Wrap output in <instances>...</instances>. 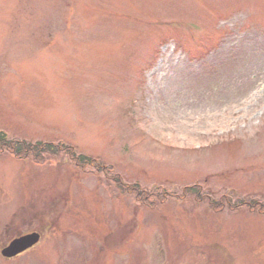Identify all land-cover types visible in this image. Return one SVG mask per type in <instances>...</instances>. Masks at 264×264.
Masks as SVG:
<instances>
[{
  "label": "rangeland",
  "instance_id": "374dc122",
  "mask_svg": "<svg viewBox=\"0 0 264 264\" xmlns=\"http://www.w3.org/2000/svg\"><path fill=\"white\" fill-rule=\"evenodd\" d=\"M2 132L181 196L4 148L0 264H264V213L182 193L264 201V0H0Z\"/></svg>",
  "mask_w": 264,
  "mask_h": 264
},
{
  "label": "trees",
  "instance_id": "16d2710c",
  "mask_svg": "<svg viewBox=\"0 0 264 264\" xmlns=\"http://www.w3.org/2000/svg\"><path fill=\"white\" fill-rule=\"evenodd\" d=\"M4 148L13 154L16 159H31L35 163H45L50 158L57 159L62 154H65L71 161L80 166L83 171H86V167L91 165L96 168L98 173L105 172L107 174V178L112 179L117 187H119L121 190H124L126 193H134L137 197V200H141V204H144L150 208H154L155 205L157 206L159 203H164L167 196H175L178 198L181 196L179 193L168 191L166 188L160 187L156 191H149L137 184H129L123 180L119 173L118 175L109 174L112 172L113 166H109L106 163L101 162L89 155L78 153L76 148L69 144L54 142L32 143L24 140H12L8 139L7 135L2 132L0 133V150L3 151ZM189 190L194 192L195 200L197 202L207 201L209 206L214 208L224 209L227 207L230 210H235L241 208V206H246L253 212L264 213V201H246L244 199L236 202L228 195H223L218 199H213L210 194H207V196L202 193V186L200 187L196 185L185 186L182 192L183 196H185L184 194L188 193ZM153 195L156 196V200L152 201L151 196Z\"/></svg>",
  "mask_w": 264,
  "mask_h": 264
},
{
  "label": "water",
  "instance_id": "95a60500",
  "mask_svg": "<svg viewBox=\"0 0 264 264\" xmlns=\"http://www.w3.org/2000/svg\"><path fill=\"white\" fill-rule=\"evenodd\" d=\"M41 235L38 232H32L13 239L5 246L1 253L4 257L11 258L19 253L31 248L40 241Z\"/></svg>",
  "mask_w": 264,
  "mask_h": 264
},
{
  "label": "flooded vegetation",
  "instance_id": "af4514ba",
  "mask_svg": "<svg viewBox=\"0 0 264 264\" xmlns=\"http://www.w3.org/2000/svg\"><path fill=\"white\" fill-rule=\"evenodd\" d=\"M198 259V258H197ZM200 260H204V259H207V257L206 258H199Z\"/></svg>",
  "mask_w": 264,
  "mask_h": 264
}]
</instances>
